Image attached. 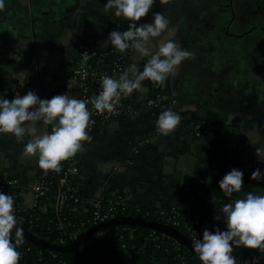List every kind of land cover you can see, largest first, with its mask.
Returning <instances> with one entry per match:
<instances>
[{"label": "crops", "instance_id": "1", "mask_svg": "<svg viewBox=\"0 0 264 264\" xmlns=\"http://www.w3.org/2000/svg\"><path fill=\"white\" fill-rule=\"evenodd\" d=\"M4 2L0 99L23 96L30 90L40 99L59 94L76 98L80 83L69 79L67 71L82 63V47L94 46L103 52L95 68L111 65L120 52L105 40L111 31H126L131 23L115 16L114 9L104 12L107 0ZM155 13H163L170 25L145 45L149 51L154 54L161 42L173 40L192 52L193 58L183 61L163 84L145 80L140 89L122 96L119 104L126 105L124 114L98 126L76 159L78 172L72 183L81 196L77 209L83 213L92 199L120 193L133 207H172L226 228L224 204L249 192L264 195V155L255 154L256 149L264 152V0H169L163 5L155 0L136 25L153 22ZM120 54V75L132 64L143 70L150 59L134 50ZM155 89L166 101H177L181 122L168 136L155 127L164 105H146ZM207 121L218 127L206 144L190 149L196 137L193 131ZM37 129L39 135L50 132L51 126L38 122ZM29 139L26 135L18 142L11 134H0V174L14 181L27 207L34 203L33 188L40 171L38 157L22 154ZM148 143L165 146L166 155L194 156L188 161H195L191 174L185 164L177 167L163 157L150 161L134 157ZM232 169L243 172V186L229 197L219 189V181ZM256 169L262 173L260 181L251 179ZM39 204L44 210L45 203ZM248 252L254 256L256 250ZM124 263V254L107 260V264ZM256 263L264 264V253L257 255Z\"/></svg>", "mask_w": 264, "mask_h": 264}, {"label": "clouds", "instance_id": "2", "mask_svg": "<svg viewBox=\"0 0 264 264\" xmlns=\"http://www.w3.org/2000/svg\"><path fill=\"white\" fill-rule=\"evenodd\" d=\"M159 2L163 5L169 0ZM154 3L155 0H107L104 5V12L114 9L115 16L131 22L126 31H111L106 44L120 53L132 49L142 56H150V59L143 64V70L137 64H132L118 79L107 75L102 77V91L90 101L98 114L116 112L122 96L127 97L140 89L143 81L161 85L183 61L193 58L192 52L182 49L173 40L161 42L154 54L145 46L152 38L160 37L170 25V20L163 13H155L151 23L136 25L149 13ZM4 8L5 2L0 0V11ZM82 56L84 62L91 58L87 52ZM88 103L87 100L66 94L40 99L33 90L23 96L17 94L11 100L0 99V134H11L18 142H23L26 135L30 136L23 156L38 157L37 166L45 174L49 171L59 173L62 162L83 151L84 142L92 141L89 131L94 122L90 119L92 113ZM38 122L51 126V131L38 135ZM180 122L181 116L168 109L158 116L155 127L161 135L168 136ZM255 154L260 157L264 152L256 149ZM261 178L259 169L252 172L251 179L260 181ZM242 186L243 172L238 169L230 170L219 181V189L229 197L241 192ZM14 213V198L0 193V264H19L21 258L17 248L23 244L24 235L22 228L17 227L18 220ZM222 213L225 231L205 229L202 239H197L193 232L192 249L201 264H236L232 255L234 247L264 252V195L249 192L233 203L224 204ZM215 219L219 220L220 217L216 216ZM14 229L15 242L12 236Z\"/></svg>", "mask_w": 264, "mask_h": 264}, {"label": "trees", "instance_id": "3", "mask_svg": "<svg viewBox=\"0 0 264 264\" xmlns=\"http://www.w3.org/2000/svg\"><path fill=\"white\" fill-rule=\"evenodd\" d=\"M101 53L103 52L93 46L89 53L91 58L83 63L88 70L95 69ZM81 64L71 66L67 74L70 75L71 71ZM89 83L93 91L94 82L90 79ZM160 105L163 107L164 104ZM123 107L125 108L126 105L123 104ZM98 126L95 127L93 133ZM38 175L43 176L46 191L35 205L28 207L22 205L16 187L8 184L7 177L2 174H0V182L3 183V187L0 188V193L11 195L14 198V214L20 224L32 234L50 243H71L73 236L93 225L90 221L92 206L89 204L87 209L81 213L80 209H77L81 196L76 185L73 183L61 185L58 177L52 175L50 171L45 174L40 169ZM68 187L75 189L76 194L73 197L70 196L72 191ZM61 191L66 196L60 202L59 193ZM41 201L45 203L44 210L39 207ZM162 211L167 212L168 207L139 208L128 205L123 214L167 224L165 216L161 214ZM116 216L119 217L120 212ZM176 229L190 238L191 229L187 230L182 225ZM225 230V226L220 225V231ZM151 233H153L152 236H150ZM12 236L14 242L15 230ZM122 245L125 247L123 248ZM17 250L21 253L19 264H107L108 258L114 254H124V264H181L183 261L186 264H201L199 258L188 248L181 243L176 245L174 238L149 228L130 225L111 226L93 235L84 249L60 252L43 248L24 239L23 244L18 246ZM153 252L159 254L155 255ZM260 253L263 252L256 250L252 256L247 248L234 247L232 255L236 259V264H245L244 260L248 261L246 264H257L256 257Z\"/></svg>", "mask_w": 264, "mask_h": 264}, {"label": "built area", "instance_id": "4", "mask_svg": "<svg viewBox=\"0 0 264 264\" xmlns=\"http://www.w3.org/2000/svg\"><path fill=\"white\" fill-rule=\"evenodd\" d=\"M93 46H83L80 51V56L82 59V64L79 67H76L73 69L69 75V79L77 80L80 83V91L76 98L84 99L89 101L88 108L91 111L92 115L90 119L94 122L90 125V131L89 135L92 137L93 130L96 126L105 124L113 119H116L124 114L126 111L120 104L117 106V111L113 113L105 112L104 114H98L94 106L90 103L91 99H93L95 96L99 94L100 91H102V77L107 75L109 77H112L114 79H118L120 76L121 71V63H122V56L119 53L118 58L114 63L111 65H107L105 67L101 68H95L93 70H88V68L83 64V56L82 54L87 52L88 54L92 50ZM132 49L126 50L127 52L131 51ZM92 80L94 82V92L92 91L91 85L89 83V80ZM6 99L11 100L13 99L12 96H8ZM164 104V111L171 109L176 113L175 106H176V99H170L169 101H166L165 96L162 93H155L152 96H150L147 101V106H159L160 104ZM218 125L214 123L213 121H207L202 125V127L196 129L193 131L194 135L199 136L202 133H207L208 131H212L213 129L217 128ZM88 144V142H84L83 147H85ZM79 154V153H78ZM78 154H76L74 157L70 158L67 161L62 162L61 165V171L59 173L51 172L52 175H55L58 177L59 183L61 185L64 184H72V176L77 174L78 169L76 166V159ZM8 184L13 185L14 181L7 180ZM3 187V183L0 182V188ZM68 189L71 192L70 196H74L76 194L75 189L69 188ZM46 191L45 182L43 180V176L37 178L36 184L33 188V198L35 205L36 201L38 199H41ZM65 193L61 191L59 193V199L60 202L62 199L65 198ZM76 201V200H75ZM90 205L92 206V218H91V224L95 225L97 223H101L103 221H106L111 218L117 217V213L120 212V216H124L123 211L128 206L124 196L120 193H117L113 195L112 197H97L90 201ZM162 215L165 216L166 222L168 225L177 228L179 226H183L185 229L190 230V239L193 240L194 234H196L197 239H202L203 231L205 229L209 231H215L217 228L220 230V225H214L207 221H201L198 218L192 217L189 214L181 213L177 211L175 208H168L167 212L162 211ZM18 223H20L18 221ZM92 225V226H93ZM132 230H130L131 232ZM156 231V230H153ZM164 234V233H163ZM153 233L150 234L152 236ZM166 235V234H165ZM76 236V235H75ZM168 236V235H167ZM74 237V236H73ZM15 242V239H14ZM180 243L179 241L175 240V244L178 245ZM124 248L125 245H122ZM264 253V252H263ZM248 261L244 260V263L246 264ZM181 264H186L184 261Z\"/></svg>", "mask_w": 264, "mask_h": 264}, {"label": "water", "instance_id": "5", "mask_svg": "<svg viewBox=\"0 0 264 264\" xmlns=\"http://www.w3.org/2000/svg\"><path fill=\"white\" fill-rule=\"evenodd\" d=\"M213 135L212 131H209L207 133L201 134L199 136L193 137V144L190 149L196 148L199 143L206 144L209 137ZM171 143L168 142L166 145H170ZM168 150L165 148V146H159L154 144H144L138 152L134 154V157H142L145 159L147 157L150 160L155 158L156 156L163 157L165 162H175L177 167H181V164H185V166L188 169V175L191 174L192 170L195 167V161L191 162L190 164L188 161H191V159L194 156L190 155H179L178 157H175L174 155H166V152ZM170 151V150H169ZM194 160V159H193ZM118 225H130V226H139V227H145L152 230H156L159 232H162L175 240L179 241L182 245H184L186 248H188L192 253H194L197 257L198 255L193 251L192 249V240L188 238L186 235H184L182 232H180L178 229L158 221L154 220H148L140 217H136L133 215H124L119 216L115 218L108 219L106 221H103L101 223H97L86 230L78 233L76 236L73 237L71 243L66 244H55L50 243L44 239H41L37 237L36 235L32 234L29 230L25 229L20 223H18L17 227L22 228L24 239L41 246L43 248H47L54 251H60V252H68L78 249H84L86 245L89 244V238H91L93 235L111 227V226H118ZM15 230V229H14ZM199 258V257H198Z\"/></svg>", "mask_w": 264, "mask_h": 264}]
</instances>
